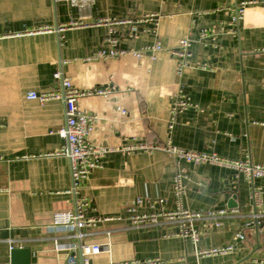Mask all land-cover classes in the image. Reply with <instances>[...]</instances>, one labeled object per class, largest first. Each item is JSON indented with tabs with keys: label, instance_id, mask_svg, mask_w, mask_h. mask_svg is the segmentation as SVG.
<instances>
[{
	"label": "crops",
	"instance_id": "1",
	"mask_svg": "<svg viewBox=\"0 0 264 264\" xmlns=\"http://www.w3.org/2000/svg\"><path fill=\"white\" fill-rule=\"evenodd\" d=\"M79 2L0 0V264H11L10 246L28 248L30 264L79 262L75 250L53 249L54 239L71 241L51 227L53 213L70 210L79 197L89 200L90 214L120 217L99 223L85 238L102 243L111 230V251L89 255V264H264V230L243 228V217L196 220V244L177 235L175 222L135 228L127 220L126 206L138 197L142 212H151L148 202L159 197L172 211L177 174L184 176L182 205L188 210L246 213L251 187L242 177L233 185L236 171L186 163L162 150L116 151L104 156L80 193H68V162L54 154L64 144L57 133L65 125L64 104L26 97L59 88L53 72L61 69L79 89H113L78 102L96 118L88 137L96 146L170 139L187 150L264 165V126L257 123L264 121V0H88L82 7ZM242 3L247 4L238 24L229 25ZM151 14L157 15L155 28L143 19ZM117 19L142 20L116 24ZM221 24L225 30L218 32ZM202 28L216 31L215 38L200 40ZM185 36L194 41L188 65L178 70V56L166 50ZM108 37L127 54L97 58L113 48ZM155 42L164 49L152 56L132 54ZM179 95L193 105L171 118ZM253 185L264 193V177ZM239 231L242 240L235 238ZM225 244L233 245L231 253L197 256Z\"/></svg>",
	"mask_w": 264,
	"mask_h": 264
},
{
	"label": "built area",
	"instance_id": "2",
	"mask_svg": "<svg viewBox=\"0 0 264 264\" xmlns=\"http://www.w3.org/2000/svg\"><path fill=\"white\" fill-rule=\"evenodd\" d=\"M88 0H80L78 3L80 7L84 6ZM73 4H77L76 0H72ZM247 3H242L240 8L236 7L235 13L232 15V19L229 25L238 24L244 7ZM157 15H145L144 20L153 21L154 28L158 25ZM142 19L137 20H127V19H117L115 23L119 24H133L134 22H139ZM79 22H72V25H78ZM61 27L60 30H63ZM225 27L221 24L218 27L219 31H224ZM233 29L230 28V31ZM135 35V34H134ZM200 40L205 41L214 39L216 31H210L206 28H202L199 33ZM111 48L108 52L100 51L97 53V58H116L118 56H124L127 54L126 50L115 49L117 40L108 37ZM193 38L190 36H185L181 38L174 49L166 50L179 58L178 70L186 68L188 65V57H190V47L193 43ZM159 42L153 43L141 51H134L132 54L141 57L145 54L152 56L154 52L163 50ZM53 78L59 83V88H53L44 92L30 91L27 93L26 97L30 100H37L40 103L50 101L51 99L61 100L65 107V121L64 126L57 131L58 135L63 139L64 144L60 149L54 152L55 155H59L67 160L70 175L72 177V184L68 193L78 194L80 193V185L82 182L86 181L89 174L99 167H101V161L104 156L111 152L116 151H154L162 150L170 155L172 154L177 160L186 163H193L196 165L211 163L218 166H225L236 171L234 181L232 182L235 186L236 181L239 178L245 179L251 187V208L246 213H239L238 209H231L227 211L217 210V211H207L203 213L201 211L188 210L182 205V200L185 195V185L183 183L184 176L182 174H177L175 177L173 190L175 194V208L172 211H167L164 207V199L159 197L148 202V206L152 209L151 212H142L139 210V206L143 204V199L141 197L136 198L130 202L126 208L128 211L127 220L130 225L135 228H144L151 225H156L157 223H173L178 224L177 235L183 239H187L190 242L196 244L199 242L200 231L195 225V221L202 218H224L228 215H233L237 217H243V228H255L257 230H264V193L261 187H255L253 185L254 179L258 177H264V165L252 164L248 160H233L227 157H221L215 153L201 152L193 149H184L173 144L169 139L165 144L154 143L147 144L142 142L131 143L124 145L120 148L103 146L99 147L94 145L89 141V134L91 133L94 122L96 118L84 112L78 107V102L84 96H106L112 92V87H101V88H84L79 89L75 87L69 76L64 75L61 69H57L53 72ZM171 115L173 118L175 114L182 112L187 109V107L192 106L188 99L179 95L172 103ZM124 113L125 111L122 110ZM258 124L264 126V121L257 122ZM172 124L170 125L171 128ZM233 186V187H234ZM92 211L89 200L83 197L76 198L73 208L66 211H55L52 216L51 227H56L61 229L67 234V239L71 241L70 243H65L54 239L53 249L56 251H61L65 248L73 249L77 252L80 257V261L76 262L72 259V264H89L87 259L89 255L98 254L101 252H110L111 244L110 235L111 230H105V240L102 243L97 242H86L85 238L91 234V231L97 227L99 223L112 222L119 220L120 217L113 215L99 216L90 214ZM217 226L221 225V221L215 222ZM235 238L242 240L244 238L243 232L239 231L235 234ZM13 249V246H10ZM233 251L232 244H225V246L211 247L205 250L197 251V256L208 257L210 255H226ZM153 260H140V261H123V263H111V264H152ZM9 264V263H3Z\"/></svg>",
	"mask_w": 264,
	"mask_h": 264
},
{
	"label": "water",
	"instance_id": "3",
	"mask_svg": "<svg viewBox=\"0 0 264 264\" xmlns=\"http://www.w3.org/2000/svg\"><path fill=\"white\" fill-rule=\"evenodd\" d=\"M30 252L28 248H13L10 254L11 264H30Z\"/></svg>",
	"mask_w": 264,
	"mask_h": 264
}]
</instances>
